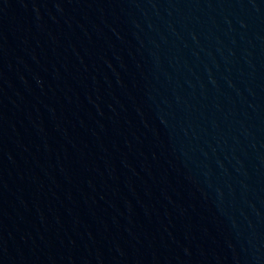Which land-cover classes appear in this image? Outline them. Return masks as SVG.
I'll use <instances>...</instances> for the list:
<instances>
[{"label": "water", "instance_id": "95a60500", "mask_svg": "<svg viewBox=\"0 0 264 264\" xmlns=\"http://www.w3.org/2000/svg\"><path fill=\"white\" fill-rule=\"evenodd\" d=\"M0 264H264V0H0Z\"/></svg>", "mask_w": 264, "mask_h": 264}]
</instances>
